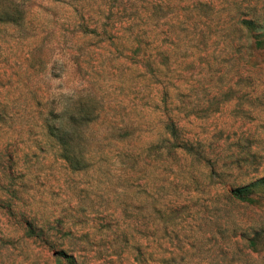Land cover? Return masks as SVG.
<instances>
[{
  "label": "rangeland",
  "instance_id": "rangeland-1",
  "mask_svg": "<svg viewBox=\"0 0 264 264\" xmlns=\"http://www.w3.org/2000/svg\"><path fill=\"white\" fill-rule=\"evenodd\" d=\"M14 4L0 264H264V47L239 22L264 29V0H0V14ZM135 6L140 41L123 27ZM78 94L95 116L74 166L47 119ZM243 184L247 199L230 196Z\"/></svg>",
  "mask_w": 264,
  "mask_h": 264
},
{
  "label": "trees",
  "instance_id": "trees-1",
  "mask_svg": "<svg viewBox=\"0 0 264 264\" xmlns=\"http://www.w3.org/2000/svg\"><path fill=\"white\" fill-rule=\"evenodd\" d=\"M12 10L4 8L0 14V20H15L17 22L20 14L16 11L18 8L14 4ZM133 11L135 12V16L127 14V22L123 27H127L129 29L130 39L141 40V34L138 33L141 26L144 24V21L141 20L142 16L138 13L137 6L134 7ZM16 13V14H15ZM132 13V12H130ZM82 20V21H81ZM82 17L76 25L79 27L80 31L88 32L94 30L91 27H88L87 22ZM239 22L244 24L247 27H256L261 31H255L249 36L250 44L254 48L264 47V29H260V25H257V20L252 17H242L239 19ZM139 38H138V37ZM132 43V41L130 40ZM70 98V97H69ZM87 100L80 94L75 96L74 98H70L61 104V106L57 109L56 107L51 106L48 110V119H47V129L50 135L60 144L61 154L64 158L69 160V162L78 166L81 164L79 158H81V146L79 141H83L85 139L84 136V128L88 124L89 119L94 117L95 115L87 108ZM132 123L130 121H125L120 125L118 131L112 129L111 124V139L116 141H121V139L125 136L130 135L132 131L131 126ZM76 145L77 147H75ZM120 150V149H119ZM81 156V157H80ZM228 192L230 196L238 199H247L248 198V184L231 186L228 188ZM67 261L68 264H76L75 259L70 254H65L64 251H60Z\"/></svg>",
  "mask_w": 264,
  "mask_h": 264
}]
</instances>
